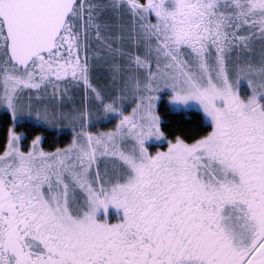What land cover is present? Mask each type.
<instances>
[{"label": "snow or ice", "instance_id": "obj_1", "mask_svg": "<svg viewBox=\"0 0 264 264\" xmlns=\"http://www.w3.org/2000/svg\"><path fill=\"white\" fill-rule=\"evenodd\" d=\"M0 110V264H264V0H0Z\"/></svg>", "mask_w": 264, "mask_h": 264}, {"label": "trees", "instance_id": "obj_2", "mask_svg": "<svg viewBox=\"0 0 264 264\" xmlns=\"http://www.w3.org/2000/svg\"><path fill=\"white\" fill-rule=\"evenodd\" d=\"M165 100V99H164ZM166 102V100H165ZM161 112L163 118L170 128L179 129H195L199 126L201 118L197 114L196 110H176L166 106V104H161ZM11 125V118L3 110H0V139L6 136V129ZM18 130L35 135L37 132L45 136L43 146L49 148L52 145H62L69 141V137L62 134V131H44L43 129L36 127L35 129L31 126L25 125ZM29 136V140L31 139ZM26 143L28 141H25Z\"/></svg>", "mask_w": 264, "mask_h": 264}, {"label": "rangeland", "instance_id": "obj_3", "mask_svg": "<svg viewBox=\"0 0 264 264\" xmlns=\"http://www.w3.org/2000/svg\"><path fill=\"white\" fill-rule=\"evenodd\" d=\"M245 87V85H242V88ZM164 99L167 101V96L164 97ZM176 110H184V109H176ZM190 110H196V109H190ZM188 111V110H186ZM197 111V110H196ZM57 131H62V134H66L65 136L70 138V135L67 134V130L66 129H61L60 126H57L56 128ZM159 146V145H158ZM166 146V145H165Z\"/></svg>", "mask_w": 264, "mask_h": 264}, {"label": "flooded vegetation", "instance_id": "obj_4", "mask_svg": "<svg viewBox=\"0 0 264 264\" xmlns=\"http://www.w3.org/2000/svg\"><path fill=\"white\" fill-rule=\"evenodd\" d=\"M113 215H114V213H113Z\"/></svg>", "mask_w": 264, "mask_h": 264}]
</instances>
